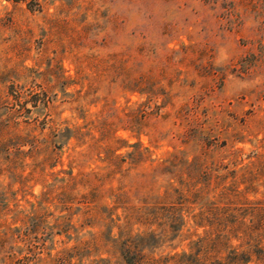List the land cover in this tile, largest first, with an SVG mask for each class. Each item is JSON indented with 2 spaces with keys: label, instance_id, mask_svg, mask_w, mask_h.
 <instances>
[{
  "label": "rangeland",
  "instance_id": "374dc122",
  "mask_svg": "<svg viewBox=\"0 0 264 264\" xmlns=\"http://www.w3.org/2000/svg\"><path fill=\"white\" fill-rule=\"evenodd\" d=\"M10 121L47 140L53 158L14 164L0 150V235L39 216L49 258L125 264L112 248L74 249L110 226L83 216L91 188L74 187L70 175L107 174L109 148L143 152L126 180L97 183L96 205L111 208L118 194L141 205L178 188L169 175L142 187L135 178L173 155L228 169L264 159V0H0V128ZM188 244L147 251L165 256Z\"/></svg>",
  "mask_w": 264,
  "mask_h": 264
},
{
  "label": "trees",
  "instance_id": "16d2710c",
  "mask_svg": "<svg viewBox=\"0 0 264 264\" xmlns=\"http://www.w3.org/2000/svg\"><path fill=\"white\" fill-rule=\"evenodd\" d=\"M16 124L10 121L0 128V150L14 153V158L7 155L8 161L17 164L22 155L43 154L40 165L50 163L53 156L47 146L49 142L21 135ZM25 145L30 146L27 153L21 150ZM107 153L110 169L104 176L97 173L70 175L69 181L74 187L91 188L82 196L86 204L83 216L110 226L107 237L106 232L93 236L83 247L74 248L78 252L91 247L112 248L125 264H264V192L257 197L261 194L258 186H264L263 157L239 169L234 160L233 168L228 169L227 165L208 163L201 157L187 164L178 155H173L153 166L148 173H136L135 178L142 179V187L148 185L146 178L152 182L158 176L169 175V180L178 182V188L169 185L162 196L151 203L143 200L141 205H133L127 201L128 196L118 194L114 206L106 208L96 205L102 198L97 183L115 175L126 180L145 160L144 153L138 148L124 157L116 155L111 148ZM127 159L130 166L123 169ZM222 170L226 173L222 174ZM249 194L254 198L250 199ZM63 200L68 199L63 196ZM118 209L122 210V216L114 219ZM41 219L35 216L27 228H7L0 235V264H70L63 255L49 258ZM135 226L143 231L133 234ZM55 227L58 233L69 230H62L64 226L59 222ZM113 228L117 229L116 238L111 235ZM186 240L189 241L188 250L181 253L150 256L147 251L150 247L159 248L168 242ZM16 244H22V247ZM44 254L48 261L42 258ZM103 263L100 260L94 264Z\"/></svg>",
  "mask_w": 264,
  "mask_h": 264
}]
</instances>
